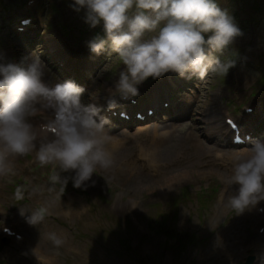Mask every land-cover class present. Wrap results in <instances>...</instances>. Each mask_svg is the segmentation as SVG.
<instances>
[{
	"label": "rangeland",
	"instance_id": "rangeland-1",
	"mask_svg": "<svg viewBox=\"0 0 264 264\" xmlns=\"http://www.w3.org/2000/svg\"><path fill=\"white\" fill-rule=\"evenodd\" d=\"M27 1L0 0V63L26 66L35 53L45 65L46 83L76 82L85 88L83 103L106 102L98 105L104 109L101 115L111 114L107 102L110 99L130 106L119 95L113 97L107 92L124 70L122 60L116 53L97 56L87 46L95 36H105L103 25L91 28L85 23L84 10L77 12L71 7L74 0H36L35 5L26 7ZM216 2L243 33L223 54L216 53L221 61L234 60L235 66L227 75L211 74L203 81L169 72L139 85V95L133 98L142 103L147 100L142 113H147L149 101L158 94L170 90L172 96L170 103H160L168 108L165 115L152 116V112L149 119L126 121L119 116L123 111L113 112L122 122L110 121L106 125L109 135L112 132L110 137H131L139 125L150 127V132L133 140L117 160L130 159L129 167L120 173L98 169L81 188L74 187L69 179L63 192L62 184H53L49 179L53 165L41 166L35 150L14 158V174L0 175V264H138L139 257L128 259L125 255L122 239L128 237L131 249L145 256L148 264H243L249 255L259 257L254 242L264 234V213L258 211V207L264 210V201L236 214L227 206V199L238 185L229 186L224 181L232 175L237 153L250 148L253 140H264V116L259 118L257 112L256 119L241 112L237 115L239 122L244 123L242 129L248 125L252 129L248 139H243L247 137L244 133L240 141L234 142L230 137L224 138L221 131L226 129L223 120L231 106L236 107V112L249 104L264 110V0ZM25 18L31 21L21 25ZM209 35L205 34V38ZM177 83L181 85L178 89ZM157 88L162 89L156 91ZM171 104L178 108L172 109ZM125 112L130 118L134 116ZM49 119L50 112L40 105L31 117L34 125ZM153 126L158 128L154 130ZM164 126L175 134L167 145L175 164L168 156L161 157L169 170L164 178H151L155 163L141 161V167L134 158L140 159L141 145L151 146ZM183 135L190 138L184 140ZM212 150L219 154L217 166L203 167L211 159L206 155ZM221 155L227 158L223 165ZM72 175L74 172L62 173V177ZM172 177L177 179L173 181ZM18 188L23 199L16 196ZM41 207L47 209V215L37 225L21 214V208L30 215ZM158 219L162 233H151L148 224ZM128 220L132 221L130 228ZM4 227H12L21 240L4 235ZM167 229L178 233L182 240L167 241ZM49 233H56L64 243L57 247ZM24 238L38 256L29 253Z\"/></svg>",
	"mask_w": 264,
	"mask_h": 264
},
{
	"label": "clouds",
	"instance_id": "clouds-1",
	"mask_svg": "<svg viewBox=\"0 0 264 264\" xmlns=\"http://www.w3.org/2000/svg\"><path fill=\"white\" fill-rule=\"evenodd\" d=\"M71 7L84 10L85 23L91 28L103 25L105 36L88 41L90 51L97 56L116 53L123 62L124 70L109 89L113 97H136L139 85L169 72L203 81L211 74L227 75L235 66L234 60L221 61L216 53L223 54L243 33L216 0H74ZM147 34L151 35L145 38ZM44 69L35 53L26 66L0 63V175L14 174V158L35 150L41 166L53 165L49 177L53 184H62L64 192L71 179L74 187L81 188L98 169L113 164L107 147L110 120L101 115L102 106L82 102L85 88L72 80L50 85L43 79ZM37 105L51 114L41 125L39 137L31 120ZM115 106V99L108 100L109 110ZM251 143L249 155L235 157L232 175L224 181L238 185L227 199L236 214L264 201V140ZM69 172L74 175L62 177ZM16 196L24 198L21 189ZM30 213L21 208L29 223L37 225L47 209ZM49 239L57 247L64 243L56 233H49Z\"/></svg>",
	"mask_w": 264,
	"mask_h": 264
},
{
	"label": "bare ground",
	"instance_id": "bare-ground-1",
	"mask_svg": "<svg viewBox=\"0 0 264 264\" xmlns=\"http://www.w3.org/2000/svg\"><path fill=\"white\" fill-rule=\"evenodd\" d=\"M35 2H36V0L34 1L33 5H35ZM56 41H57V39H56ZM66 49L68 50V48H66ZM61 52H62V50H61ZM89 54L92 55L91 53H89ZM180 87H181V85L179 83H177L175 88L178 89ZM160 89H162V88H157L156 91H158ZM158 95H159L158 97H155L154 99L150 100L149 104L147 105V107L152 109L153 112H154L152 114V116H156V115L161 116V115H165L166 114L168 108H165L160 103H161V101H164L165 103H170V98L172 96V92L170 90H167L164 93L158 94ZM175 99H176V97L173 98V101ZM104 100H105V98H104ZM142 102L143 101L142 100L139 101L138 98H137L135 104H131V103L128 102L130 106H127L124 103L116 102V106L114 108H112L111 111H110L111 114L107 113L106 116L109 117L110 121H113L115 123H121L122 121L118 117L117 118L114 117L113 112H116L117 110H119V111H129V112H132L133 115H135L137 112H141L142 108H143L142 105L146 104L145 102L144 103H142ZM94 103H96V101ZM104 103H106V102H104V101L102 102V100H101V101H98V104L97 103L96 104L97 105H102ZM170 107L172 109L173 108H178L177 106L173 107V104H171ZM124 109H127V110H124ZM45 110H46V108H45ZM256 112L259 113L258 114L259 118L264 116V110H261V111L257 110ZM252 113H253L252 115H254L255 112H252ZM255 115H256V113H255ZM143 116H144V120L149 119V115L147 113H144ZM255 119H256V116H255ZM129 121H138V120L136 118L131 117ZM123 122H125V121H123ZM237 124H239L238 121H237ZM35 125H36V129H35L36 130V135L38 137L40 135H43V132L41 130L42 123L36 122ZM153 127H154V130L158 128L157 126H153ZM248 127L249 126H246L244 128V131L247 132L249 136H251L252 131L249 130L250 128H248ZM148 130L150 132V127L149 126L145 127V126H140L139 125L138 127H136V132L131 137H128V136H125V135H122V134L121 135H117V136H113V137L111 136V139L109 140L107 147L112 152L113 164L116 163L117 160L121 158V156H122L121 154H123L125 151H127L132 146V141L133 140L141 138L143 136V134H146L148 132ZM110 135H112V132H110ZM174 135L175 134L171 133L170 129L168 127H165V126L162 127L160 130H158L156 136H154V142H152V141L150 142L151 146H149L147 144L144 145V146L141 145L140 152H139L140 159L139 158H134L135 162L141 167L144 166V164L141 161H143L145 163H149V164H154L155 163L154 167H156V169L153 170L151 175H149L151 178H157V177L163 176V175H165V171L167 172V170H169V169H167V166L165 165V163L160 159L161 157L168 156L170 159H172L173 164H175L174 163L175 159H174L173 154L168 155L170 150H169V148L167 146L168 142L171 140V138ZM183 138H184V140H187L188 138H190V136L189 135H183ZM179 142H180V147H182L183 146L182 145L183 142L181 140H179ZM37 145H38V141H37ZM211 152H209V154L206 155V157L208 156L211 159L207 160L208 163H205L202 166L206 167V168L214 169L217 166V163H215V161H216V157L219 156V154H215L214 151L211 154ZM237 154L238 155H244V156L249 155L247 150L243 151V149ZM192 156H195V155H192ZM132 157H133V155H132ZM220 157H221V163H222L221 165H223V162L225 164V162L227 160V158H225V155H221ZM199 158H202V155H200ZM129 160L130 159L122 158L119 162L116 163L115 166L112 164V166L110 168H108V169H110L112 172L120 173L123 168L129 167V162H130ZM212 161H213V163H212ZM168 163L170 165H172V163H170V162H168ZM131 178H133V176ZM163 178H164V176H163ZM176 179L177 178H175V177L173 178L172 177L171 180L174 181ZM12 230H14V229H12ZM12 232H14V231H12ZM23 242H24L25 245L28 246L30 254H33L35 257L38 256L37 251H35V249L32 247V245L28 242V240L26 238H24ZM254 244L257 247V256H259V258H260V259H258V261L260 260L259 262H262V261L264 262V250H263L264 249V234L261 235V236H257L256 239H255ZM259 262L256 263V264H260Z\"/></svg>",
	"mask_w": 264,
	"mask_h": 264
},
{
	"label": "trees",
	"instance_id": "trees-1",
	"mask_svg": "<svg viewBox=\"0 0 264 264\" xmlns=\"http://www.w3.org/2000/svg\"><path fill=\"white\" fill-rule=\"evenodd\" d=\"M263 80H264V76L262 77ZM202 193V192H200ZM200 193H197L200 195ZM202 195L204 196V194L202 193ZM201 195V197H202ZM132 221L131 220H128L127 221V226L128 228H130V226L132 225L131 223ZM160 219L158 220H154V222H151L149 223V229H150V232L151 233H162V226L160 225ZM165 234H166V238H167V241L168 240H171L173 242H177V241H181L182 238L180 237V235L176 232H173L172 230L170 231V229H167L165 231ZM193 237V236H192ZM193 240L191 241H188V243L192 242ZM122 245L124 246V248H126L127 252H126V257L129 259V258H134L135 257H139L140 259V262H138V264H148V260L145 256H141L140 253L136 252L137 250L135 249H131V239L130 237L126 238V239H122ZM183 246V245H182ZM134 255V256H133Z\"/></svg>",
	"mask_w": 264,
	"mask_h": 264
},
{
	"label": "water",
	"instance_id": "water-1",
	"mask_svg": "<svg viewBox=\"0 0 264 264\" xmlns=\"http://www.w3.org/2000/svg\"><path fill=\"white\" fill-rule=\"evenodd\" d=\"M4 240L2 242H5ZM254 259L255 257L253 255H249L248 257L244 259L243 264H254Z\"/></svg>",
	"mask_w": 264,
	"mask_h": 264
}]
</instances>
